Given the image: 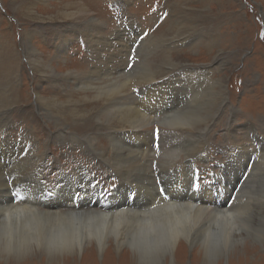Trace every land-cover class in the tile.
I'll return each mask as SVG.
<instances>
[{
  "label": "rangeland",
  "instance_id": "obj_1",
  "mask_svg": "<svg viewBox=\"0 0 264 264\" xmlns=\"http://www.w3.org/2000/svg\"><path fill=\"white\" fill-rule=\"evenodd\" d=\"M79 7L87 8L96 20L90 19V13L80 16ZM65 10L70 12L69 16L64 15ZM94 24L98 27L92 28ZM167 56L173 57L176 65L167 63ZM45 62L53 66L56 73L46 69ZM78 73L91 78L125 74L122 78L127 80V93L152 121L129 120L124 125L126 130H121L120 122L105 124L98 117L104 105H100L99 100L88 102L93 96L87 89L90 87L78 88L91 80L86 77L85 83ZM160 92L166 95L158 100L155 96ZM193 93L197 94V99ZM85 109L92 114H84ZM188 113L208 114L207 124L194 128L186 123H175L179 115ZM139 126L147 129L151 144L144 158L127 150L136 147L127 131L141 130ZM113 127L115 131H110ZM116 131L125 132L115 134ZM2 135L13 142H9L12 146L0 143V186L7 183L6 195L21 191L15 203L41 195L37 182H42L45 192L49 193V204L50 197L57 195L53 192L59 186L58 180L76 178L81 183L90 175L88 183L95 194L87 200L91 209L119 210L114 207V200H104L114 195L122 176L127 177L126 188L133 189L129 196L131 202L158 194L157 204L162 199L172 203L194 200L203 206L207 191H214L216 195V184L226 179L221 166L225 167L229 161L232 164L226 172L242 169L243 165L245 168L229 172L234 179L232 185L236 176L240 175L243 183L250 181L253 173H264V0H0V137ZM252 135L259 141L263 139V143L253 141ZM111 139L116 144L115 149ZM3 148L11 149V153H3ZM5 163L7 165L3 166ZM10 163H14L12 167ZM41 169L43 176L37 172ZM30 178L33 179L30 181ZM83 184L77 187L83 188ZM148 190L150 194L146 196ZM243 191L238 193L241 196L233 201L232 207L249 209L250 224L263 228L254 222L258 217L256 212L240 201L241 198L245 201ZM254 191H247L248 197H258ZM2 195L0 192V200ZM83 195L86 196L78 190L76 196L83 199ZM46 206L40 202L34 205L40 210ZM259 207V212L264 214V206L259 204ZM245 230L243 227L241 232L246 234ZM255 241L252 242L255 244L249 241L250 244L236 246L238 249L230 252L231 264H264V245ZM86 252L61 262H49L45 255L36 254L20 260L0 257V264H140L134 256L128 258L126 254L125 257L123 251L120 254L107 251L106 255L98 253L90 258H85ZM194 253L192 248H181L180 254L184 255L175 264H203ZM227 261L225 258L223 262Z\"/></svg>",
  "mask_w": 264,
  "mask_h": 264
},
{
  "label": "bare ground",
  "instance_id": "obj_2",
  "mask_svg": "<svg viewBox=\"0 0 264 264\" xmlns=\"http://www.w3.org/2000/svg\"><path fill=\"white\" fill-rule=\"evenodd\" d=\"M77 9H78L77 12L79 14H81L80 16H82V15H88L89 16L88 13H90V12H89V10H87V8L85 9L84 7H79ZM69 14H70V12H68L67 10L64 11L65 16L66 15L69 16ZM94 16L95 15L92 16V13H90L89 17L92 20H96L97 17L95 18ZM84 17L85 16H83V18ZM97 27H98V24H94L92 26V28H97ZM143 40H144V38H143ZM143 44H145V43H143ZM140 45L138 47H140ZM35 51L37 52L36 49H35ZM145 51H146V49H145ZM138 52H139V50H138ZM137 57H139V56H137ZM166 58L168 60V61L166 60L167 63L171 62V64H172L174 62L173 66L176 65L173 57L167 56ZM31 59H33V58H31ZM41 62L44 63V61H41ZM35 64L37 65V63H35ZM157 64H155V65L157 66ZM45 66H48V68H46V69H49L52 72L56 73L55 71H53V68H52L53 66H51L49 64L47 65L46 62H45ZM205 66H206V64H205ZM206 67H208V64ZM34 69H36V68L34 67ZM153 69H155V68H153ZM197 69H199V68H197ZM108 72H110V70ZM152 72H154V71L152 70ZM164 72H163V74H164ZM169 73H170V71L168 72V74ZM78 74L80 75V77L83 81L86 79V77L89 79V81L91 80L90 81L91 83L79 85L78 88L81 89V88H85V87L86 88L90 87L87 89H89V91H91L93 93V96L91 94L92 98L89 100L87 99L88 102L89 101L94 102L96 100L97 101L99 100L98 102L101 103L100 105H104L101 108V110H99L100 112L98 114V117L100 118L101 121H104L105 124L111 125L115 122L116 123L120 122L121 124H123L121 130H126L124 128V125L127 124L128 122H130L129 120L141 121L144 123L145 122L149 123L152 121L151 117L145 115L144 113H142L137 108L136 101L134 100L133 96H130L127 93V91H126L127 80L125 82L124 77L122 78V76L125 74L122 75V73H120V75H119V73H117V75H115L114 77L109 76V78H107V76H105V75L100 76V77L97 76V77L91 78L90 76H88L86 74H81V73H78ZM140 74H139V76H141ZM146 75H148V74H146ZM164 75L161 74V76H164ZM128 77H130V76H128ZM128 77H126V78H128ZM202 78H204V77H202ZM209 78H210V76H209ZM134 81L135 80H133V82ZM130 84L131 83H129L128 85H130ZM156 84H158V83H156ZM159 86H161V85H159ZM151 87H152V85H151ZM155 88H157V87H155ZM204 89L206 90V87H204ZM190 90H192V89H190ZM205 90H203V91H205ZM71 92H73V91H71ZM198 92H200V91H198ZM141 94L139 95V97L141 96ZM193 94L196 95V99H197L198 98L197 94L196 93H193ZM147 95L148 94H146V96ZM165 95H166L165 92H160L157 96H155V98L156 99L158 98V100L164 99ZM191 96H192V94H191ZM184 97H186V96H184ZM216 97H218V96L216 95ZM84 98H88V96H85ZM215 100H218V98L212 99L211 102L215 101ZM68 102L70 103L72 101H68ZM196 104H197V102H196ZM192 107H193V105H192ZM79 111H78V113H79ZM75 113H76V111H75ZM89 113L92 114V111L88 110V109L84 110V114H89ZM160 113H162V112H160ZM201 113H203V112L201 111ZM151 115H153V114H151ZM96 116H97V114H96ZM167 120H171V119H167ZM207 120H208V114L202 115L199 113H188V114L179 115L178 118L175 120L176 121L175 123H177V124H182V123L185 124L186 123V124L192 125L194 128H196V127H198V125L201 126V124L206 123ZM170 123H172V122H170ZM98 126H100V125H98ZM101 126H102V124H101ZM137 127H138V125H137ZM139 127L142 131L141 130H133V131L129 130V131H127V133H130L131 137L133 138L132 144L134 146H136L133 149L128 148L127 150L132 154L142 155V157L144 158V157L148 156L146 151L151 147V144H150L149 137L147 135V131H146L147 129H145V128L142 129L143 127L141 128V126H139ZM159 127H158V129H159ZM113 129H116V127H113L110 131H115ZM171 129H173V128H171ZM163 131H164V129H163ZM198 131H200V130H198ZM124 132L125 131H119V132L116 131L115 134H122ZM179 133H180V131H179ZM24 135H26V134H24ZM28 135H30V134H28ZM3 136L4 135H2L0 137V143H2V145L12 146V143H9V142H13V140L11 141L10 138H8L6 136L3 137ZM252 137H253L252 138L253 141L255 140L259 144L263 143V139H261L259 141L254 137V135H252ZM25 139H28V138H25ZM17 142H19V141H17ZM34 142H35V140H34ZM161 142H162V140H161ZM115 145L116 144L112 140L111 146L113 149H115ZM169 145H172V144H169ZM24 148H25V146H24ZM152 148H153V146H152ZM175 148H177V147H175ZM27 149H29V148H27ZM2 150H3V153H5L7 151H10V153H11V149H9V148H3ZM170 150H172V149H170ZM189 151H190V149H189ZM195 151H197V150H195ZM124 153H126V152H124ZM130 153H128V154H130ZM170 153H171V151H170ZM172 153H174V151ZM162 154L164 155V153H162ZM20 156L21 155H19V157ZM41 156H42V154H41ZM130 156H132V155H129L128 157H130ZM35 158L37 159V157H35ZM16 159H17V157H16ZM36 159H35V161H36ZM41 159H43V158H41ZM137 159H139V158H137ZM165 159H168V158H165ZM187 159H189V158L187 157ZM38 160L40 161V158ZM7 161H8V158H7ZM173 161H175V160H173ZM27 162H30V161H27ZM31 162H33V160ZM114 162H116V161H114ZM132 164H133V162H132ZM231 164H232L231 161H229L227 164L224 165L225 167L221 166L222 172L227 177L223 182L216 184V186H215L217 189L216 195H214V191H207V194L205 195L207 201H204L203 206L200 205V202H199V204L193 202L194 200H192V202H177V201H175L174 203H172V202L165 201L164 199H162L161 203H159L161 205L157 206V205H159L156 203V201L157 202L159 201L158 194H157V197H155V196L143 197L142 200L134 199L131 202L129 196L131 195V192H133L132 191L133 189L129 186H128L129 188H126V186L128 184L126 182L127 181L126 176H122V178H120L121 185L118 188H116L115 192H113L114 195L112 194L111 196L105 198V200H104V201L114 200L115 201L114 207H117V208L119 207V210L107 211V212L95 210L97 208L91 209L88 207V206H91V204H89L90 201H87V200L92 199V197H94V195H95V194H92L93 188H91L89 186L90 183H88V182H91V180L88 178V177H91L90 175H87V177L84 176L85 179L83 180V182L85 183V185L84 184L82 185L83 188L77 187L79 184L83 183V182L80 183V181H79L80 179L77 180L76 178H74V179L69 178V179H62L60 181L58 180L57 183L59 184V186L56 187L55 191L53 192L54 194H57V195L55 197H50L51 199L49 201V204H47L48 203L47 198H48L49 193L45 192L47 190H46V187L44 186L45 184L42 182H37V189L39 190L41 195L30 196L31 198H29V197L24 198L23 200L25 202L21 201V204L15 203V198H17V195L20 194L21 191H19V189H18L17 192L14 191L11 194L6 195L9 192L8 187H7V183L2 182L3 184H1V186H0V192L3 194L2 199L0 200V257H2V258L13 257L14 259L20 260L26 255H28V256L32 255L33 256V254H36V255H42V256L45 255L49 262H56V261L61 262V261H66L67 259L70 260L71 258H75V257H77V255L84 253L85 250H87V252L85 253V255H86L85 258L86 257L90 258L93 254L98 255V253L100 255H103V254L106 255L107 251H113L114 250L115 252H117V254H120L119 252L123 251L124 256L126 257V254H127L128 258H129V255H131L132 257L134 256L137 259V262L140 264H168V263L175 264L180 259V257H183V255H184V254L183 255L180 254L181 248H185V250H186V248H188V249L192 248L195 250L194 256L196 258H200V260L202 261L203 264H218V263L220 264V262L222 264H231L232 262H230V261L232 260L231 259L232 257H231L230 252L232 250H237L238 248L236 249V246L238 247V245H240V246L245 245L246 243H249V241L251 244H255V243H252L253 240L254 241L259 240L260 243L262 242V244L264 245V214H263V212H259V208H260L259 204H262V206H264V173H260V172L259 173H257V172L253 173L250 181L243 182V183L240 180L241 179L240 175H239L240 178L238 176H236V182L234 183V185H232L231 182H233L234 179L231 175L229 176V172L231 170H232V173H235L239 170L242 171V169L244 168V165H243L242 169H238V168L237 169H230V170H227V172H226V168L229 167ZM5 165H7V164L5 163L3 166H5ZM10 165H11V163H10ZM12 165H11V167H12ZM35 165L37 167V164H35ZM43 166H42V169H43ZM163 166H164V164H163ZM137 167H138V165H137ZM18 168H20V167H18ZM125 168H127V167H125ZM21 169H22V166H21ZM42 169L40 171H37V172H39L38 175L40 174L43 176V170ZM127 169H129V165H128ZM134 169H136V167ZM141 169H143V168H141ZM14 170H16V169H14ZM165 170H167V169H165ZM127 171H129V170H127ZM11 172H12V170H11ZM226 173H228V174H226ZM33 174H36V173H33ZM29 175L30 174L28 173V176ZM179 175H180V173H179ZM61 176H62V173H61ZM146 177L145 178L143 177V179H146ZM0 178H2L1 172H0ZM35 178H34V181H35ZM173 178H175V177H173ZM31 179H33V178H30V181H31ZM32 184L34 185L35 183H32ZM47 186H49V185H47ZM142 187H143V185H142ZM77 189L80 191V194H86V196L83 195V199L76 196L78 193ZM142 189L143 188H141V190ZM145 189H146V187L144 188V190ZM254 189H255L256 193L259 194L258 197H256L257 195L254 196L256 198H254L252 196L248 197V195H250V194L249 193L247 194V191H252ZM241 191H243L246 194V196H245V201L242 198L240 201L245 202L244 204H248L251 207V209L256 212V213L255 212L254 213L257 214L258 217L254 220V222L259 223V225L263 226V228L257 229L256 226L254 227V223L250 224L252 222V220L249 216L250 214L247 213V211L249 209L247 211H245L242 209H235V206L232 207L233 201L236 198H239L241 196V194H238ZM32 192H33V190H32ZM244 193H242V194H244ZM149 194H150V191L148 190L146 193V196H148ZM69 196H71V197H69ZM259 196H261V198H259ZM56 197H58L59 199H55ZM242 197H244V196H242ZM42 198H44L45 200H43ZM53 199H55V200H53ZM35 200H37V201H35ZM37 202H40L42 206L47 205L46 209L40 210L38 208H35L34 205H37ZM51 202H54V203H51ZM79 204L82 206V208L81 209H75L74 206L79 205ZM149 204H152V205H149ZM212 206L214 207V209H212ZM243 227H244V229H246L245 230L246 234H243L241 232ZM247 248H248V246H247ZM225 258H228V261L224 263L223 261Z\"/></svg>",
  "mask_w": 264,
  "mask_h": 264
}]
</instances>
